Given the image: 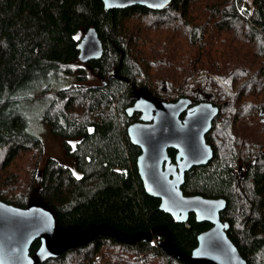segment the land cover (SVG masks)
I'll return each instance as SVG.
<instances>
[{
	"label": "trees",
	"instance_id": "obj_1",
	"mask_svg": "<svg viewBox=\"0 0 264 264\" xmlns=\"http://www.w3.org/2000/svg\"><path fill=\"white\" fill-rule=\"evenodd\" d=\"M243 2L106 11L101 0H0V200L42 205L60 230L104 222L130 233L163 224L189 253L209 224L192 214L175 223L144 192L124 108L141 89L163 101H208L218 108L205 135L213 156L185 173L181 190L225 199L227 236L246 264H264V0H252L250 12L239 10ZM89 26L103 53L84 66L76 43ZM86 67L98 82L87 83ZM46 73L79 79L56 89L42 113L78 176L50 157L39 168L42 144L19 109V91ZM157 237L127 244L101 236L35 264H188L151 243Z\"/></svg>",
	"mask_w": 264,
	"mask_h": 264
},
{
	"label": "water",
	"instance_id": "obj_2",
	"mask_svg": "<svg viewBox=\"0 0 264 264\" xmlns=\"http://www.w3.org/2000/svg\"><path fill=\"white\" fill-rule=\"evenodd\" d=\"M170 1L101 0V3L106 11L135 5L162 10ZM76 50L77 60L82 64L101 57L102 42L93 26L85 29L76 43ZM217 112L218 108L208 101L192 103L185 96L163 101L146 89L136 91L131 105L124 108L127 117L138 113L137 119L126 126V136L139 149L135 166L144 192L158 199V209L175 223L186 222L192 214L197 223L209 224L196 235V245L189 253L173 243L169 228L163 224L130 233L104 222L60 230L52 212L44 206L31 204L20 208L0 200V264L43 262L101 236L134 244L138 240L148 241L153 232L158 235L157 246L162 252L188 264H246L227 236L228 222L221 220L219 215L225 208V199L184 194L181 190L185 173L207 164L213 156L205 135ZM169 149L174 151L173 160ZM35 240L39 244L30 254V245Z\"/></svg>",
	"mask_w": 264,
	"mask_h": 264
},
{
	"label": "rangeland",
	"instance_id": "obj_3",
	"mask_svg": "<svg viewBox=\"0 0 264 264\" xmlns=\"http://www.w3.org/2000/svg\"><path fill=\"white\" fill-rule=\"evenodd\" d=\"M245 1L239 10L250 12L245 8ZM85 69L88 72L87 83L98 82L97 77L91 74L87 67ZM29 79L19 91L21 97L19 98V109L26 118L29 133L36 136L42 144L43 153L39 168L42 166L43 161L50 157L69 167L73 174L78 176L79 171L76 169L74 159L64 151L61 139L50 132L48 124L42 119V113L56 89L79 82V79L63 76L60 73H46V76L37 74L34 78ZM71 144L74 145V141ZM157 240L158 237L153 239L151 243H155Z\"/></svg>",
	"mask_w": 264,
	"mask_h": 264
},
{
	"label": "flooded vegetation",
	"instance_id": "obj_4",
	"mask_svg": "<svg viewBox=\"0 0 264 264\" xmlns=\"http://www.w3.org/2000/svg\"><path fill=\"white\" fill-rule=\"evenodd\" d=\"M82 65H84V66L86 65V66H87V64H82ZM90 73H91V72H90ZM91 74H93V73H91ZM192 103H193V102H192ZM194 103H196V102H194ZM137 116H138V113H133L131 117H128V118H130L129 123L135 121V120L137 119ZM169 156H170V155H169ZM170 157H171V156H170ZM173 158H174V154H173V157H171V159L173 160Z\"/></svg>",
	"mask_w": 264,
	"mask_h": 264
},
{
	"label": "built area",
	"instance_id": "obj_5",
	"mask_svg": "<svg viewBox=\"0 0 264 264\" xmlns=\"http://www.w3.org/2000/svg\"><path fill=\"white\" fill-rule=\"evenodd\" d=\"M251 1L252 0H246L245 1V4H244L245 5V8L248 9V11H251V9H252Z\"/></svg>",
	"mask_w": 264,
	"mask_h": 264
}]
</instances>
